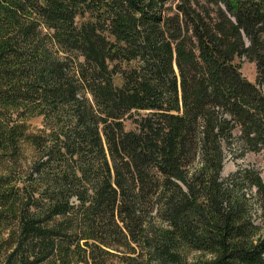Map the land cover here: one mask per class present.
<instances>
[{
    "label": "trees",
    "instance_id": "1",
    "mask_svg": "<svg viewBox=\"0 0 264 264\" xmlns=\"http://www.w3.org/2000/svg\"><path fill=\"white\" fill-rule=\"evenodd\" d=\"M169 1L0 0V264H264V0Z\"/></svg>",
    "mask_w": 264,
    "mask_h": 264
},
{
    "label": "rangeland",
    "instance_id": "2",
    "mask_svg": "<svg viewBox=\"0 0 264 264\" xmlns=\"http://www.w3.org/2000/svg\"><path fill=\"white\" fill-rule=\"evenodd\" d=\"M177 3V0H170L165 7L174 8ZM171 12V11H168ZM236 63L240 64L241 74L242 76L251 83L256 82L257 71L256 65L253 61L248 60L244 55L236 59ZM260 90L264 95V85L260 86ZM142 114V113H141ZM29 125L30 132H36L39 129H42V119L41 118H33L27 121ZM125 128L130 130L134 128L133 124L130 120L125 121ZM236 140H234L231 145L224 148L225 160L224 167L221 173V177L223 179L227 178L237 170H252L255 171L261 178L264 183V150H260L258 152L248 151L241 145L239 140L237 139L238 133L235 132ZM244 148L245 152L243 155L241 154L242 149ZM25 155L28 157V160L32 156V149L28 147L25 148ZM252 192L255 194V188L252 189ZM256 199V198H255ZM256 216L254 217L255 224L259 226L262 230V234H264V207L262 210L259 207V203L256 202L254 206ZM121 252H126L123 249ZM201 254L198 253H190L188 255L189 261L193 259H197Z\"/></svg>",
    "mask_w": 264,
    "mask_h": 264
}]
</instances>
